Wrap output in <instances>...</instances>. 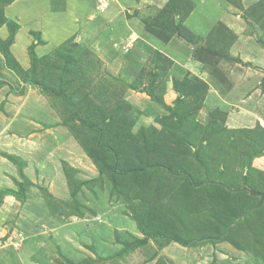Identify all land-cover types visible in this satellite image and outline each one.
I'll use <instances>...</instances> for the list:
<instances>
[{
	"label": "rangeland",
	"instance_id": "obj_1",
	"mask_svg": "<svg viewBox=\"0 0 264 264\" xmlns=\"http://www.w3.org/2000/svg\"><path fill=\"white\" fill-rule=\"evenodd\" d=\"M101 1L104 6L100 14L106 11L115 0ZM231 1L234 3L235 0ZM9 2L0 0V77L10 80L13 91L8 89L0 102V154L4 157L2 168L8 170H5L7 175L4 173L0 178V186L3 185L0 191L5 188L6 183L16 189L17 182L28 179L29 176L23 172L25 165L23 158L37 165V168L34 174H30L31 179H35L36 182L29 180L34 185L26 187L27 197L23 201L18 199L21 204L16 206L17 209L9 207L10 212L0 210V231L2 228H8L12 223L14 225V218L18 220L20 216L21 222L29 221L23 224L18 223L19 226L21 225L20 230L24 226L23 231L33 237L34 244L33 246L27 244L30 237L26 238L24 234L22 243L19 245H13L14 240H10L13 241L12 244L8 241L6 245L3 242L5 237H1L3 244H0V264H89L91 259L97 260L96 264H126V254L117 259L113 256L123 247V243L128 238L126 231L115 225L112 217H118V213H123L136 222L134 216L140 218L142 212L153 208L156 210L150 214L151 217L166 231L180 234L187 239H203L204 236L217 238L218 235L226 234L242 249L236 247L228 238L216 240L217 242L213 244L225 241L232 245L234 248L232 251H234L230 253L221 249V246H216V249L225 256L217 258L213 253L209 264H264V200L260 201L258 196L249 194L246 190L232 191V195L246 192L248 195H244L243 199H237L236 203L232 204V206L236 204L233 207L236 211L231 214L228 206L232 202L225 190L207 188L203 191L200 187L206 184V179H210L221 183L226 190L240 189L248 178L246 187L264 193V166L262 165L264 134L262 129L257 128L264 129V122L255 120L254 115L252 116L253 110L249 106L251 100L241 99L243 101L241 107L237 108L240 101L236 106L237 112L243 105L246 107L243 117H241L242 113L234 112L235 109L231 104H228L227 109L215 107L214 110L209 111L208 109L212 107L203 100L205 95L213 89L223 97H231L232 83H235L233 81L237 74L236 68L245 66L241 62H239L241 65L236 63L239 61L238 56L235 57L237 54L232 56L231 62L222 65L218 61L222 62L220 54L224 50L215 55L213 47L205 48L199 45L203 41L186 32L185 28L175 30L179 37L197 44L195 55H198L209 72L204 79L186 76L181 84L176 83L177 95L171 96L167 105L162 104L163 107L160 105L163 110L156 113L152 123L139 125V127L134 125L137 117L143 118L140 116L143 115L142 113H151L148 109L142 112L141 103L136 108L137 104L116 99L117 102L111 110L109 108L113 102H106L108 100L105 97L103 99V94L100 96L97 94V100L91 98L89 89L96 75L92 72L94 69H87V77L85 76L88 79L87 82L80 81L84 71L82 70V75L77 74L76 61L71 60V57H79L83 60L82 63L87 60L90 56L89 48L94 49L93 43L90 42L95 35L93 38L90 36L88 39L84 38L85 43L74 45L66 41V45L58 44L54 51L51 48H37V44L43 43L39 37L41 30L26 18L24 20L27 23L20 21L19 15L8 8ZM55 2L56 7L62 6V0ZM176 2L182 9L180 16L182 19L185 17L182 15L188 10V3L186 0H176ZM256 6H258L256 11L262 18L261 26L258 24V27L263 30L264 0H259ZM252 9L244 8V17L238 15L241 21L243 18L246 20L247 25L252 22L250 16ZM124 10L125 17V7ZM153 11L159 10L155 8ZM21 27L23 28L20 29ZM224 27L221 22L216 24L211 36L214 37L220 33L219 37H221L224 30L227 41H234L227 35L228 33L226 34ZM19 29L20 34L31 35L32 39L27 46L24 47L22 44L15 48L17 58L12 52L14 49L11 45ZM3 31L7 34L1 37ZM53 32L55 30L47 31L49 34ZM160 36L166 39L165 35ZM222 39L225 41L224 38ZM32 40L35 42L36 51L33 48L36 52L35 57L40 58L34 64V68L29 55ZM258 41L264 45L261 38ZM222 48L219 45L217 47L218 50ZM214 55L217 57L215 58ZM26 57L29 61L27 67L26 63H23ZM161 61L168 64L166 59ZM93 67L97 68V64L94 63ZM227 73L232 77L227 76ZM31 79L45 83L56 95H46L39 86L30 82ZM21 86L22 93H17ZM95 90H98L97 86ZM138 90L143 92L142 89ZM164 91L159 89L158 96L163 98ZM106 93L108 90L105 89L104 94ZM8 96L10 99H7ZM182 98L191 102V110L196 113L195 119L199 122L204 117L203 122L207 124L196 123L193 113L184 117L178 113L176 120L172 119L174 116L171 110L178 99ZM4 108L8 111H4ZM205 110L207 117H205ZM263 113L260 114L264 115ZM79 114L86 121H81ZM113 114H115L114 117ZM112 120H115V124ZM170 120L172 125L183 124V130L187 132V135L185 132L177 131L176 129L180 127L175 129L170 124ZM13 122L18 125L16 128L20 126L25 128L24 131L28 126L31 127L32 134L26 137L28 131L17 135L10 133L13 130L10 127ZM127 123L130 124V128L134 126L135 133L122 132L126 127L129 128L126 126ZM32 143L35 150H27L23 154L14 152L17 147L25 145L30 147L29 144ZM3 146L7 147L8 151ZM62 151L67 152L61 154ZM7 155H14L19 160V164H15ZM5 158L15 165V169ZM155 163L169 170L162 177H156L153 167ZM229 163H234L232 168L234 176L231 178L226 177L230 173L227 167L230 166ZM102 165L107 168L100 173L99 168ZM147 165L152 166L153 172L145 185L143 184L144 175L139 173L134 175L132 172L119 175L112 169L124 171L127 168L136 167L141 170ZM224 165H226L225 170L221 172ZM19 169H22L23 177ZM247 169L250 174L245 177ZM8 172L14 174L9 177ZM186 173H189L192 179L201 181L202 184L198 187L191 186L185 177ZM74 185L80 187L76 195L72 196L71 191ZM38 186H44L46 189L43 190ZM223 199L225 203H222ZM1 202L0 200V208L5 209ZM153 202H156V207H152ZM99 204L103 205L97 206ZM91 223L99 227L98 237L106 238L113 232L108 245L120 240L121 247L114 251L108 246L107 251H99L95 245L90 244V238L85 239V236ZM140 223L143 227L147 226L143 219H140ZM25 227H30V230ZM61 230L63 238L57 235ZM164 241H166L165 238L161 241L162 245L166 244ZM68 242L77 248H85L91 255L74 261L70 255L63 253V245L66 246L65 243ZM154 244L156 245L155 242ZM151 251L150 248L139 253L142 256L137 258L134 264H141L140 259L144 256L148 259ZM132 256L135 259V255ZM101 257L108 260H102Z\"/></svg>",
	"mask_w": 264,
	"mask_h": 264
},
{
	"label": "crops",
	"instance_id": "obj_2",
	"mask_svg": "<svg viewBox=\"0 0 264 264\" xmlns=\"http://www.w3.org/2000/svg\"><path fill=\"white\" fill-rule=\"evenodd\" d=\"M55 1L59 0H12L9 2L8 8L19 15L20 21L25 23L26 20H24V18H26L28 21L34 23L36 28L41 30H39V37L43 40V43L36 45V47L40 49L51 48V50L54 51L56 48L55 46L58 44H62V46L66 45V41L74 45L75 43H85L83 41L84 38L88 39L89 36L93 38L95 35L90 42L93 43L94 49L92 50V47H88L90 50H88L90 53L89 58L83 63V60H80L84 76L86 75L87 69H94L92 72L96 74L94 81L90 85L91 88L89 89L91 98L97 100L95 94L101 92V95L103 94V97L107 98L108 101L106 102H113L109 108L111 110L113 109V105L117 102L116 99L124 100L130 104H137L135 106L136 108H138L139 103H141L144 107L141 106L140 110L143 112L148 109L151 113H142L143 115L140 116H143V118H135V126L147 125L153 122L155 119L153 117L156 113H160L159 111L163 110L162 104L167 105L170 97L177 95L176 89L178 85L175 87L176 83L181 84L186 76L188 78H190L189 76H196L197 78L204 79L209 72L204 67L203 62L198 58V55H195V53H197L195 49L197 44L179 37L173 26L175 24H179L180 29L183 27L186 32L198 37L200 41L204 43L200 42L201 44L199 45L205 48L212 47L210 43L214 41L216 43L217 40L219 46H225L228 53L226 52L225 54L224 50L222 53V62L218 61L222 63V65L231 62V58L235 54H237L235 57L238 56L239 59L236 63H238V65H241V63L245 64L242 68H240V66L236 68L237 74L233 81L235 83H232L231 97H223L218 94L215 89L210 90L209 93L205 95L203 100L212 107L208 110L212 111L215 107L227 109L229 106L228 104H231L235 109V111H233L239 114L242 113L241 117H243L246 107L243 105L238 112L236 109L241 107L243 103L241 99H250L251 102L249 106H251L253 110L251 111L252 116L254 115L255 120H262L264 122V115L260 114L264 112V45L258 41V39L261 38L264 42V28L261 30L258 27L259 25L261 26L262 20L258 15V11H256L258 8L256 4L259 0H235L234 3L231 0H186L188 3V10L184 12L182 16L185 17L182 19L180 18L182 9L177 5L176 0H115L114 2L112 1L110 7L101 14L95 11V0H62V6L60 7H56L57 3ZM123 4L126 6H121ZM124 7L126 8L125 17L123 14L125 11ZM247 7L250 9L254 7L250 13L252 22H250L249 25H247L244 18L243 21H241L238 17V15L244 17V8ZM155 8L159 11H153ZM164 9L167 11L169 10V12L173 14L172 19L171 16L169 19V24H172L171 32L166 31L163 33V36H166L165 40L160 36L161 34H157L155 31L162 30L160 28L162 25L161 20L158 19L160 18L158 15H160L161 10L163 11ZM220 22L225 26L226 34L228 33L227 35L232 37L234 41H227V38L224 37V30L221 33L223 35L221 37H219L220 33H217V36H211L214 26ZM22 28L23 27L20 29ZM20 29L17 31L14 42L11 45L14 49L12 52L15 53L16 57L15 48L22 44L24 47L27 46L32 39L31 35L24 36V34H20ZM48 30H55V32L49 34L47 33ZM6 34L5 31L1 32V37ZM24 38L25 41H23ZM27 38L28 40H26ZM222 38H224L225 41ZM34 39L35 37L33 40ZM161 58L166 59V62L168 60V64H164ZM77 59L79 61V57ZM23 63H26V67L28 66L29 61L27 57ZM94 63L97 64V68L93 67ZM229 75L230 74L227 73V76ZM230 77L232 76L230 75ZM0 81H5L7 83L0 87L1 102L4 93L10 89L9 86L11 82L1 77ZM96 86L98 90H95ZM105 89L108 90L106 95L104 94ZM138 89H142L143 92H140ZM159 89L165 90L163 98L158 96L157 91ZM111 92H113V94H111ZM7 99H10L9 96ZM239 101L240 104L237 106ZM143 102L145 103L143 104ZM235 102L236 104H234ZM206 110V113L204 112L205 117H207ZM4 111L8 110L4 108ZM188 111L193 110L190 108ZM114 112H116V108ZM192 113L194 114V118H196L195 111L191 112V114ZM113 115L115 116V114ZM203 118L204 117H202L199 122L196 119L195 121L205 125L206 123L203 122ZM258 122L259 121H257V123ZM16 126L18 125H15L13 122L10 127L13 128L14 131L12 130L10 133L12 132L17 135L21 132L26 133L28 131L26 137L32 134L31 127L28 126L27 130L24 131L25 128L21 126L16 128ZM131 131L135 133L134 126L131 128ZM29 145L30 147L28 145L17 147L14 152H21V154H23L26 153L27 150H35L33 143ZM3 147L8 151L7 147ZM14 152L10 153L13 154ZM66 152L67 151H62L61 154ZM23 160L25 161L23 172L29 176L28 180L35 183L36 180H32L30 174H34L37 165L31 164L29 161L27 162L25 158H23ZM3 161L4 157L0 154V178L2 174L6 173L5 170L8 171L7 169L3 170ZM7 161L10 162L13 169H15V165L11 161ZM262 165L264 166V160ZM8 173L9 177L14 174L13 172ZM45 180L47 179L45 178ZM1 187H3V185L0 186V188ZM4 187L14 189L9 183H6ZM0 200L2 201L1 205L5 208H0L1 211L6 210L10 212L9 207L11 209H17L16 206L21 204L14 195L10 194L3 195ZM102 205L103 204H99L97 206ZM14 219V225L12 223L8 228H2L0 231V238L5 237L3 242L6 245H8V241L10 240H14L15 243H13V241L9 243L19 245L22 243L21 240L24 236H26V238L29 236L30 238H28L27 244L29 243L33 246V237L23 231V225L21 230V225H18V223L23 224L29 221L22 220L21 222L20 216L18 219L19 221L16 218ZM112 219L115 225L126 231V237L128 239L129 236L139 238L144 236L138 229L136 223L123 213H118V217L113 216ZM25 229L30 230V227H25ZM98 229L99 227L97 228L91 223L90 229L86 230L85 239L90 238V244L95 245L99 251H107L109 247L117 251L121 247L122 243L120 240L114 241L110 246L108 245L110 237L113 236V232L106 236V238L102 236L98 237ZM62 232L61 230L57 234L60 235L61 238H63ZM225 243L227 244L225 241H221L219 244L205 242L193 246H184L178 242L170 241L162 246H158L157 243L155 245L154 241L149 239L146 244L136 247L134 250L127 253L125 259L126 264H134L137 258L139 259V257L142 256L139 253H143L151 248V255L148 259H146L145 256L143 259H140L141 264H169V262L170 264H209L211 259L210 256L213 253L216 254L217 258L225 256L216 249V246H221V249H224V251L233 253L234 250L232 251V249L234 248L232 245L229 243L226 245ZM0 244H3L1 240ZM65 244L66 246L63 245V253L70 255L71 257H68L74 261L91 255L85 248H77L70 242ZM132 255H135V259Z\"/></svg>",
	"mask_w": 264,
	"mask_h": 264
},
{
	"label": "trees",
	"instance_id": "obj_3",
	"mask_svg": "<svg viewBox=\"0 0 264 264\" xmlns=\"http://www.w3.org/2000/svg\"><path fill=\"white\" fill-rule=\"evenodd\" d=\"M10 1H12V0H10ZM5 2L7 3V2H9V0H5ZM3 3V2H2ZM172 15L173 14H171L170 12H169V10L167 11L166 9H164L163 11H161V14H160V18H158V19H160L161 20V29L162 30H155L156 31V33L157 34H163V33H165L166 31L167 32H171V30H172V24L170 23V25H169V19H170V16H171V19H172ZM174 22V21H173ZM174 26V29L177 31L178 29H179V27H180V25L178 24H175V25H173ZM37 39V38H36ZM217 40V39H216ZM218 41V40H217ZM217 41H216V43H215V41L214 42H211L210 44H211V46L213 47V49H215V55H218V54H220L221 52H222V50H225V54H226V47L225 46H223V48L222 49H217V47H218V44H217ZM34 46H35V42H33L32 44H31V46H30V48H29V55H30V57H31V60H32V68H34V64L38 61V59H40V58H36L35 56H36V54H35V51L33 50V48H34ZM215 47V48H214ZM211 49V48H210ZM209 49V50H210ZM214 55V56H215ZM220 55H223V54H220ZM73 57V56H72ZM71 57V60H73V61H76V63L75 64H77V68H76V70H77V74H81V72H82V65L80 64V59H79V61H78V57H74V58H72ZM217 56H215V58H216ZM228 57V56H227ZM215 60V59H214ZM68 69V68H67ZM82 75V74H81ZM86 76V75H85ZM85 76H83L82 75V78H81V80L80 81H83L84 80V82H87L88 81V79L85 77ZM79 81V82H80ZM30 82L31 83H33V84H35V85H37V86H39L42 90H43V92L46 94V95H56V94H54V92L52 91V89L50 88V87H48L45 83H43V82H37V81H35L34 79H31L30 80ZM83 83V82H82ZM5 84H7L5 81H0V87H2L3 85H5ZM80 84V83H79ZM85 85V84H84ZM10 87V91H12V88H11V86H9ZM13 92V91H12ZM17 93H22V86H21V89L17 92ZM97 94H95V96H96ZM101 95V92H99L98 93V96H100ZM103 99H104V97H103ZM190 103L191 102H189V101H187L185 98H182V99H178V101L176 102V104H175V107L174 108H172V110H171V113H172V116H174V118L172 117V119L173 120H176L175 118H176V116H177V114L178 113H180L181 114V116H186L187 114H191V112H193V111H188L191 107V105H190ZM78 113H79V111H78ZM79 119L81 120V121H86L84 118H83V116H80V114H79ZM113 117H114V115H113ZM112 117V118H113ZM170 119H171V117H169ZM194 120H195V118H194ZM113 121V123L115 122V120H112ZM171 121V120H170ZM177 121H178V119H177ZM196 122V121H195ZM196 123H198V122H196ZM115 124V123H114ZM171 125H172V121H171V123H170ZM207 124V123H206ZM126 126H130V124H128L127 123V125ZM172 126H174V128L176 129V128H178V126L180 127L179 129H176L177 131H182V132H185V134L187 135V132L185 131V130H183L184 128V126H183V124L181 125V124H175V125H172ZM259 126V125H258ZM130 128V127H129ZM129 128H127L126 127V129H124V131H122L123 133H125L126 134V131L128 132V131H131V128H130V130H129ZM257 128H259V129H262V133L264 134V129L263 128H261V127H257ZM257 128H255V129H257ZM241 130H244V129H241ZM129 133H131V132H129ZM264 149V148H263ZM262 151V150H261ZM8 156V158L10 159V160H12L15 164H19V160L14 156V155H7ZM230 164V163H229ZM234 163H232V164H230V166H227L228 168H229V172L230 173H228L229 175H226V177L228 176L229 178H231V176H234V174H233V171H232V168H234V165H233ZM233 165V166H232ZM20 168H21V166H19ZM145 167V166H144ZM143 167V169H141V170H139V168H136V167H134V168H127L126 170H124V171H117V170H115L114 168H112L113 169V171L115 172V173H118L119 175H127V174H129V173H131L132 172V174H137V173H139L140 175H144V182H143V184L145 185V184H147V182H149V177H150V175H151V173L153 172V170H152V166H150V165H147L146 166V168H144ZM153 167L155 168V173H156V177H162L164 174H166V172L169 170V169H167V168H162V166L160 165V164H158V163H155L154 165H153ZM225 167H226V165H224V167H223V169L221 170V172L223 171V170H225ZM107 168V166H105V165H102L100 168H99V171H100V173L101 172H103V170H105ZM19 172L21 173V175H22V177H23V174H22V169H19ZM142 172H144V173H142ZM249 174H250V172H249V169H247L246 170V173H245V177H247V176H249ZM185 177L187 178V180L189 181V183H190V185L191 186H194V187H198V186H200L201 184H202V182L201 181H198V180H194V179H192V177L190 176V174L189 173H186L185 174ZM228 178V179H229ZM146 179V180H145ZM194 181H196V183L194 182ZM151 182V181H150ZM194 182V183H193ZM201 182V183H200ZM206 184H203L202 186H200L202 189H203V191L205 190V189H207V188H211V189H214V188H218V189H222V190H225L226 192H227V194H228V196H230V201L232 202V203H230L229 204V206L228 207H230L229 209H230V211H231V214H234V211H236L233 207H234V205H236V204H234L233 206H232V204L237 200V199H243V197H244V195H248V193L246 192V193H243V194H237V193H234V195H232L233 194V192L232 191H229V190H226V189H224V186L221 184V183H217L215 180H210V179H206ZM247 182H248V178H247V180H245L244 182H243V184H242V186L244 185H246L247 184ZM81 183V182H80ZM192 183H193V185H192ZM32 183L28 180V179H23V180H21V181H19V182H17V189H12V188H9V187H6V188H4L2 191H0V198H2V196L3 195H7V194H10V195H14L17 199H19L20 201H23L25 198H26V195H25V193H26V187L27 186H29V185H31ZM32 185H34V184H32ZM82 185V184H81ZM75 187L73 188V190L71 191V193H72V196H75L76 195V193L78 192V189H79V187L80 186H78V185H74ZM38 188H41V189H46L44 186H38ZM175 197H176V195H175ZM171 198H172V195L170 194L169 195V199L171 200ZM157 199V198H156ZM218 199V198H217ZM173 201H174V199H173ZM172 201V202H173ZM222 201V203H225L224 202V199L223 200H221ZM154 204L152 205V207H156V202H153ZM170 203V202H169ZM236 203V202H235ZM156 209L155 208H153V209H149V210H146V211H144V212H142L141 213V215L142 216H140V218H136L135 216H134V220L136 221L135 223H136V225H137V227H138V229L140 230V232L144 235L143 237H141V238H139V237H131V238H129L128 240H126V242H124L123 243V247L118 251V252H116L115 253V255H113V256H115V259H117V258H121L122 256H124L125 254H127V253H129L130 251H132V250H134L136 247H139V246H142V245H144V244H146L147 243V241L149 240V239H151V240H153L155 243H157L158 244V246H161L162 244H161V241H162V239H164L165 238V240L166 241H164V242H166V243H168V242H170V241H175V242H178V243H180V244H182V245H184V246H193V245H197V244H201V243H205V242H209V243H215V242H217L216 240H225V239H229V240H232V239H230V237L228 236L227 237V235L226 234H221V235H218L219 237H217V238H210V237H207V236H204V237H202L203 239H201V238H189V239H187V237H184V236H182V235H177V234H175V233H173V232H170V231H166V229H163L162 227H159V225L156 223V221L151 217V213L152 212H154ZM231 214H229V215H231ZM140 219H143L144 220V222L146 223V227H143V224H141L140 223ZM226 229H228V227L226 228ZM233 241V244L236 246V247H238L239 249H241V247L239 246V245H236V243H235V241H234V239L232 240ZM242 250V249H241ZM102 258V257H101ZM112 258H114V257H112ZM112 258H109V259H112ZM102 260H108V258H102ZM97 263V260H90V262H89V264H96Z\"/></svg>",
	"mask_w": 264,
	"mask_h": 264
},
{
	"label": "water",
	"instance_id": "obj_4",
	"mask_svg": "<svg viewBox=\"0 0 264 264\" xmlns=\"http://www.w3.org/2000/svg\"><path fill=\"white\" fill-rule=\"evenodd\" d=\"M229 190L231 191H237V190H246L249 192V194H252L254 196H258L259 197V200L262 201L264 200V193L263 192H260V191H257V190H254L252 188H249V187H246V186H243L242 188H228ZM252 209V208H251Z\"/></svg>",
	"mask_w": 264,
	"mask_h": 264
},
{
	"label": "built area",
	"instance_id": "obj_5",
	"mask_svg": "<svg viewBox=\"0 0 264 264\" xmlns=\"http://www.w3.org/2000/svg\"><path fill=\"white\" fill-rule=\"evenodd\" d=\"M97 1V6H96V8H97V12H100V11H102L103 10V3H102V1L101 0H96Z\"/></svg>",
	"mask_w": 264,
	"mask_h": 264
},
{
	"label": "clouds",
	"instance_id": "obj_6",
	"mask_svg": "<svg viewBox=\"0 0 264 264\" xmlns=\"http://www.w3.org/2000/svg\"><path fill=\"white\" fill-rule=\"evenodd\" d=\"M96 6H97V1H96V5H95V11H96V13H100V12H97V8H96Z\"/></svg>",
	"mask_w": 264,
	"mask_h": 264
}]
</instances>
